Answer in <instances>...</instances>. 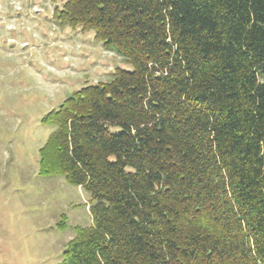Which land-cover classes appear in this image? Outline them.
<instances>
[{
	"label": "trees",
	"instance_id": "16d2710c",
	"mask_svg": "<svg viewBox=\"0 0 264 264\" xmlns=\"http://www.w3.org/2000/svg\"><path fill=\"white\" fill-rule=\"evenodd\" d=\"M53 1L133 68L43 119L40 175L90 194L61 264H264V0Z\"/></svg>",
	"mask_w": 264,
	"mask_h": 264
},
{
	"label": "rangeland",
	"instance_id": "374dc122",
	"mask_svg": "<svg viewBox=\"0 0 264 264\" xmlns=\"http://www.w3.org/2000/svg\"><path fill=\"white\" fill-rule=\"evenodd\" d=\"M62 5L0 0V264H61L75 228L91 226L90 194L40 175V149L54 129L43 119L116 68L133 69L93 31L61 24L54 10Z\"/></svg>",
	"mask_w": 264,
	"mask_h": 264
}]
</instances>
